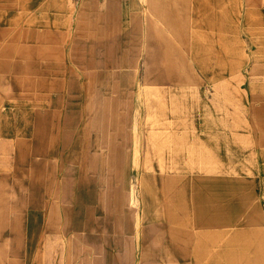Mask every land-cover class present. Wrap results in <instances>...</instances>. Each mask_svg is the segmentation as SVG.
I'll return each instance as SVG.
<instances>
[{
    "label": "rangeland",
    "instance_id": "obj_1",
    "mask_svg": "<svg viewBox=\"0 0 264 264\" xmlns=\"http://www.w3.org/2000/svg\"><path fill=\"white\" fill-rule=\"evenodd\" d=\"M67 4L0 0V264H264V0Z\"/></svg>",
    "mask_w": 264,
    "mask_h": 264
},
{
    "label": "crops",
    "instance_id": "obj_2",
    "mask_svg": "<svg viewBox=\"0 0 264 264\" xmlns=\"http://www.w3.org/2000/svg\"><path fill=\"white\" fill-rule=\"evenodd\" d=\"M64 1V0H63ZM88 0H66V3H69V6H68V4H67V9L68 10H70V12H75L76 11V9H78V7H79V9H84L86 6H84L85 5V3L87 2ZM93 10H94V8H93ZM93 32H95V29H93ZM96 33V32H95ZM94 33V34H95ZM114 152V154H113V158H118V153L116 152V151H113ZM133 192H134V190H132V194H133ZM57 199H60V200H57ZM57 199H55L54 200V202H53V205H52V209H54L53 211L56 213V214H58V212H59V210H61L62 209V207L64 208V212H65V202L63 201V199L62 198H57ZM72 214V213H71ZM70 216V215H69ZM124 217H125V219L123 220L124 222H125V224H127V226L125 225L124 226V224H123V229H124V231L126 232V234L125 235H127V233H128V230H129V224L127 223V220H126V216L124 215ZM70 218V221H73V219H71V218H73V215H71V217H69ZM70 221H68V218L67 219H59V223L61 224V225H64V223L66 222H70ZM65 226H67V225H65ZM159 235V234H158ZM123 240H124V249H128V244H127V242H128V236H125L124 238H123ZM98 245H100V244H98ZM98 245H96V250H100V246H98ZM105 245V244H104ZM102 251V250H101ZM104 251H105V253H104V257H103V259L105 260L106 258H108L109 259V256H106V254L108 255V251H106L105 250V248H104ZM102 256H100V259H102L101 258Z\"/></svg>",
    "mask_w": 264,
    "mask_h": 264
}]
</instances>
